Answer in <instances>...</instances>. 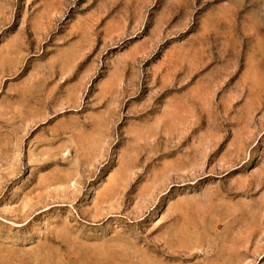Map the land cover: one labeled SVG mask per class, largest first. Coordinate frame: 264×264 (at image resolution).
<instances>
[{"label": "rangeland", "instance_id": "374dc122", "mask_svg": "<svg viewBox=\"0 0 264 264\" xmlns=\"http://www.w3.org/2000/svg\"><path fill=\"white\" fill-rule=\"evenodd\" d=\"M0 264H264V0H0Z\"/></svg>", "mask_w": 264, "mask_h": 264}]
</instances>
